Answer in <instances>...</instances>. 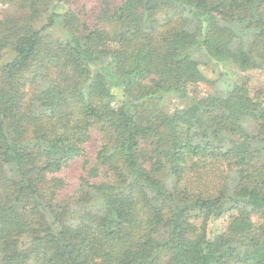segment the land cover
<instances>
[{
  "label": "trees",
  "instance_id": "obj_1",
  "mask_svg": "<svg viewBox=\"0 0 264 264\" xmlns=\"http://www.w3.org/2000/svg\"><path fill=\"white\" fill-rule=\"evenodd\" d=\"M5 2L0 264H264V0Z\"/></svg>",
  "mask_w": 264,
  "mask_h": 264
},
{
  "label": "rangeland",
  "instance_id": "obj_2",
  "mask_svg": "<svg viewBox=\"0 0 264 264\" xmlns=\"http://www.w3.org/2000/svg\"><path fill=\"white\" fill-rule=\"evenodd\" d=\"M93 1V0H89ZM7 3L5 0H0V15H8L9 13H14L15 9H6ZM205 72L209 76H213L211 69L204 68ZM232 76L235 80L240 81L242 76L249 79V86L253 94H255L258 91V96L263 97V93L261 91H264V70L263 71H249V72H241L238 71L236 68H233ZM214 88L211 86L205 84V83H199L193 88V92L196 95H205L206 93L212 92ZM260 93V94H259ZM180 105V102L177 100H169L167 101V107L170 109H174ZM100 145V135L97 131H94V142L91 145V151L93 153L96 152V150L99 148ZM219 223V222H218Z\"/></svg>",
  "mask_w": 264,
  "mask_h": 264
}]
</instances>
